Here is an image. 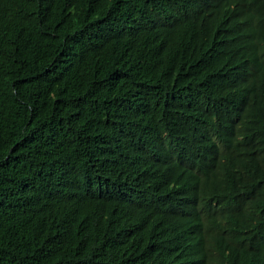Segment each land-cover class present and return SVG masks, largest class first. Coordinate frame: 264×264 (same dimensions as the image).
<instances>
[{"label":"trees","instance_id":"obj_1","mask_svg":"<svg viewBox=\"0 0 264 264\" xmlns=\"http://www.w3.org/2000/svg\"><path fill=\"white\" fill-rule=\"evenodd\" d=\"M0 264H264V0H0Z\"/></svg>","mask_w":264,"mask_h":264}]
</instances>
